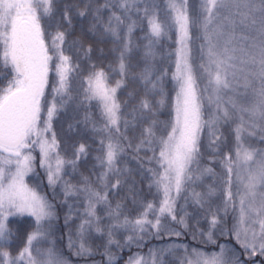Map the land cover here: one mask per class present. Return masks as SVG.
<instances>
[{
	"label": "snow or ice",
	"instance_id": "snow-or-ice-1",
	"mask_svg": "<svg viewBox=\"0 0 264 264\" xmlns=\"http://www.w3.org/2000/svg\"><path fill=\"white\" fill-rule=\"evenodd\" d=\"M157 7L154 0H105L94 11L88 5L78 9L81 17L93 11L97 22L102 9L111 10L103 31L121 43L114 49L118 52L116 67L108 66L110 71H118L120 79L110 80L109 70L92 63L91 46L85 48L79 39H70L72 6L61 7L58 0H0V264H70L50 240L54 205L39 193L38 185L30 186L26 177L35 171L33 152L37 148L40 167L46 170L48 185L53 189L62 181L65 164L75 171L77 162L88 155L90 145L78 143L70 146V160L62 158L52 130L54 116L72 99L73 73L83 75L80 87L84 100L97 102L103 127L93 124V130L101 133L96 157L102 169L97 178L100 187H93L89 177H84L79 187L63 181L66 198L82 195L86 201L76 239L68 234L69 250L87 261L95 254L88 242L94 231L106 237L103 255L107 264H116L119 252L133 245L141 247V234H151L152 229L157 236L165 231L180 236L164 219L188 228L187 212L182 207L180 215L176 209L177 198L187 193L185 203L190 197L205 210L208 221L207 231L201 233L207 239L200 243L215 245V234L219 233L232 237L242 251L226 244H219V251L211 253L183 246L180 264H264V0H198V7L190 6L189 0H166L163 20ZM133 11L138 19L147 21L146 61L154 57L152 46L161 37L174 32L177 45L175 71L171 74L175 88L172 118L168 122L153 119L135 144L129 140L127 129L133 120L155 115L156 105L148 98L149 85L151 91L159 89L158 103L164 106L162 81L168 72L163 70L154 77L149 66L140 72L144 98L133 108L132 120L126 118L117 91L130 75L128 53L137 20L128 14ZM141 11L143 17H139ZM126 19L131 22L126 24ZM193 30L200 41L196 56ZM69 52L75 53L76 59ZM80 53L87 66L79 62ZM50 73L55 77L51 100L45 96ZM157 123H163L159 136ZM72 127L69 124V129ZM144 148L153 153L149 162L155 159L159 166L148 169L153 176L148 187L154 185L162 198L159 204L138 199L133 181L128 191L133 205L139 208L138 214L130 217L122 203L113 207L109 193L118 192L128 180L124 175L128 169L118 167L121 157L129 149L138 156ZM206 155L210 163L219 160L224 170L222 184L209 185L206 192L192 188L189 193L188 188L205 175H217L213 167L201 166ZM217 194L221 203L213 206L212 197ZM99 205L107 212L106 224L97 212ZM71 207L65 216L66 225L72 219ZM230 210L231 227L227 224ZM24 217L31 218L30 230L22 247L13 251L17 233L11 224L14 218ZM120 229L126 234L123 241L117 238ZM192 235L197 238L196 232ZM257 256L261 259L256 260ZM125 264L164 261L150 249L147 258L137 253Z\"/></svg>",
	"mask_w": 264,
	"mask_h": 264
},
{
	"label": "trees",
	"instance_id": "trees-1",
	"mask_svg": "<svg viewBox=\"0 0 264 264\" xmlns=\"http://www.w3.org/2000/svg\"><path fill=\"white\" fill-rule=\"evenodd\" d=\"M115 2V0H113ZM157 4V11L159 12L160 18L166 19V0H154ZM190 6L198 7V0H189ZM61 7L64 5L72 6V29L70 33V39H79L85 48L91 46L93 49L91 53L92 63L97 64L98 66L104 67L106 70H109V65L111 64L113 68L116 67V61L118 57V52L114 49L120 45V41H115L114 38L109 34L103 31L104 25L107 23L111 10H101V19L99 22L96 21L95 15H93L94 9L98 5L105 3V0H58ZM85 5H88L89 8L93 11H89L88 14L81 17L79 16L78 9H83ZM117 14H120V9H115ZM132 20H137V27L132 33V50L128 53V60L131 65L130 75L126 78L124 86L117 91V98L121 102V111L124 113L125 117L129 120H132V110L134 107H137L140 99L144 98L145 85L140 80L139 74L143 71L146 66H149L152 70V74L155 77L160 74L163 70H167L168 75L164 77L162 81L164 100L165 104L163 107L159 105L161 96L158 94L159 89L151 91V85L149 88L148 98L156 105L157 111L154 116L146 117L145 119H139L132 121V124L127 129V136L133 144L138 143L141 137V133L144 128L148 127L151 124L152 120L155 119L158 122H168L172 118V104L175 100V88L174 81L171 79L172 72L175 71V49L177 45L175 44V33H169L166 36L161 37L153 46L152 50L155 53L154 57H149L147 61L145 60L144 53L146 51V46L149 44V33L147 21L143 19H138L137 13L135 11L129 13ZM139 17H143V12L139 13ZM131 20L126 19V24L130 23ZM115 23V21H113ZM96 25L93 29V25ZM92 29V30H90ZM121 30L126 32V27L121 25ZM196 30H193V55H198L200 41L195 39ZM171 37V38H169ZM155 39V38H152ZM69 55H72L76 59V54L69 52ZM171 54V55H170ZM79 62L87 66L88 61L83 57V53L79 54ZM110 71V70H109ZM54 73H50L49 76V86L46 89L45 96L50 100L51 93H49L50 88H52ZM83 75L77 76L76 73L72 74V79L70 81V95L72 99L68 100L65 106L60 109L55 115L58 120L52 123V130L56 133L57 142L59 144L58 152L62 158L65 160H70L72 158V149L71 145L78 143H86L90 145L88 150V155L82 157L76 165L75 171H73L70 164H65L64 171L62 173V181L59 182L55 188H51L52 191H48V181L46 180V170L40 168V156L38 148L33 152L35 156V171L30 173L29 179L34 177L36 182L40 186V193L44 194L47 199L50 200V203L54 205L55 218L51 221L53 227L51 230L50 240L54 242L55 246L62 250L65 257L70 261V264H107V258L103 255L104 244L106 243V237L96 234L94 231L89 237V244L94 250V255L88 258L85 261L83 258L77 257L73 254L72 250H69L67 247L69 232H71L73 239H76V231L78 225L81 223L80 217L84 215V210L86 207V201L82 195L78 196H69L65 197V194L60 191L63 187V181H68L71 184L81 186V182L84 177H89L93 182V187H100L97 178L102 171L101 166L96 159L99 155V139L101 133L93 130V124L97 128L103 127V119L101 117V112L97 106L96 101L91 103L84 100L83 90L80 87ZM120 79L118 71H110V80ZM131 93V95H129ZM59 99V97L57 98ZM126 102V103H125ZM87 117V119H86ZM66 120L67 129L66 131H73V133H67L66 131L59 130L58 125ZM64 123V124H65ZM69 124L73 125L69 129ZM58 126V127H57ZM163 130V123H157L156 131L157 136L161 134ZM225 132H228V126H225ZM59 134H61L59 136ZM51 135V134H49ZM70 135V136H69ZM71 137V138H69ZM158 157V151L156 153ZM153 157V153L148 151L147 148H144L140 153L135 154L131 149L124 154L118 167L128 169L125 172V176L128 177V180L120 188L118 192L109 193V199L113 205L117 202L122 203L125 206V214L130 217H135L139 205H133L132 197L129 194L128 186L135 181V189L138 193V199L154 201L159 204L160 199L162 198V193H158L156 187L153 185L149 189L148 185L152 183L153 176L152 173L148 171L151 169H158V165L155 159H152L149 162V158ZM201 166H210L214 168L216 172L215 178L221 182V176L224 175V170L221 167L219 160H216L214 163L209 162V157L206 155L201 161ZM214 177V176H213ZM187 187V186H186ZM188 188V192H190ZM187 193H182L181 197L177 198L176 209L177 213L181 214L179 211L182 203L185 201L184 196ZM67 199V203H65ZM71 205L72 210V219L69 220L68 224H65V216L69 212H64L62 206L69 207ZM191 205L189 204L187 208ZM98 214L103 216V223H107L108 216L107 212L103 205L97 207ZM194 215L188 216L186 218L187 224L192 223L194 220ZM232 218V211H229L227 217V224L230 223ZM30 217L24 218H14L11 227L14 232L17 233L16 238L12 242V250L16 251L22 247L26 233L30 230L29 223ZM164 223L169 225V228L172 230L180 231V236H170L166 231L161 232L159 236L155 233V230H151V234H141L144 235L143 241H141V247H136L133 245L131 249H125L123 252L118 253V258L116 259V264H125V261L130 255L139 253L145 258L149 255V250L152 249L157 252L158 256L162 255L164 264H180V257H183L184 250H179L176 255L171 253L172 249L169 251L168 247L173 244H179L175 250L183 248V246H188L191 248H198L206 253H210L218 249V245L221 242H224L226 245L234 246L238 252H241L242 249L239 248V245L235 244V241L232 237L218 236L216 238V244L205 245L203 243L197 242L193 239L192 232L187 228V231L183 229L182 226L171 221L169 218L164 219ZM123 229L118 231L117 238L123 241L125 236ZM161 245V247H159ZM161 248L165 252L161 254ZM174 250V249H173ZM113 251H115V246H113ZM165 253L167 255L163 256ZM174 255V256H173ZM243 259V257H241ZM256 260H260L259 256L255 257Z\"/></svg>",
	"mask_w": 264,
	"mask_h": 264
},
{
	"label": "rangeland",
	"instance_id": "rangeland-1",
	"mask_svg": "<svg viewBox=\"0 0 264 264\" xmlns=\"http://www.w3.org/2000/svg\"><path fill=\"white\" fill-rule=\"evenodd\" d=\"M54 78H55V77H54ZM53 82H54V80H53ZM53 82H52V83H53ZM51 90H52V88H50L49 93H51V95H52V91H51ZM51 98H52V97L50 96V100H51ZM56 120H58V117L56 118V116H54V118H53V120H52V123L56 122ZM65 122H67V121L64 120L61 124L58 125L59 127L57 126L59 130L66 131L65 129H67V124H68V123H65ZM64 123H65V124H64ZM66 132H67V133H70V134L73 133V131H66ZM60 135H61V134H59V136H60ZM69 136H70V135H69ZM69 138H71V137H69ZM38 151H39V149H38ZM39 156H40V153H39ZM40 168H41V167H40ZM41 169H44V168H41ZM30 175H31V174H29V176L26 177V182H28L30 186H36V185L39 186V184L36 182V180L34 179V177H32L31 179H29ZM46 180H47V177H46ZM209 185H215V186H217V187H220V186H221V185H220V182L218 181V179L215 178V176L213 177L212 175H205L201 180L196 181V182H195L194 184H192L191 187H189V188H190V189L194 188L197 192H206L207 189H208V186H209ZM47 186H48V191H52L51 187H49V185H47ZM233 188L235 189V183H234V185H233ZM38 191H39V193H40V186L38 187ZM60 191L64 193V191H63V187H61ZM190 192H191V190H190ZM190 192H189V193H190ZM40 194H41V193H40ZM41 195H44V194H41ZM47 200L50 202L49 199H47ZM212 201H213V206L220 204V203H221L220 195L217 194L216 196L212 197ZM189 204H190L191 206H190L189 208H187ZM182 207H183L184 211L187 212V216L185 217V219H186L188 216H192V217H193V214H195V215H194V220H193V222H192V223H188V227H189V229L191 230V232H192V233H193V232H196V236H197V238L194 239V240L197 241V242H200L201 239L206 240V239H207L206 236H201V233H202V232H206L207 229H208V221H207V219H206L205 210H204V209H201L198 205H195V204L192 202V200H191L190 197H189L187 203H185V201L182 203L181 208H182ZM61 208H62V210L64 209V212H69V207H64V206H62ZM181 208H180V210H179L180 212H181ZM182 214H183V213L181 212L180 215H182ZM232 215H233V213H232ZM231 224H232V218H231V221H230V223L228 224V226L231 227ZM183 229L187 231V229H185V228H183ZM176 231H178V230H176ZM179 232H180V231H179ZM170 236L175 237V235H170ZM192 236H193V235H192ZM218 236H220L219 233H216V234H215V239H216ZM234 241H235V240H234ZM220 244H225V243H224V242H221ZM207 245H210V244H207ZM174 246H176V247H174ZM178 246H181V245H179V244H173V245L169 246L168 249H172L171 253H173L174 255H176V254L178 253L179 250H181V251L184 250V248H180V249L175 250ZM159 247H161V245H159ZM194 248H195V247H194ZM173 249H174V250H173ZM161 250H163V251H161ZM161 250H160L161 254H162L163 252H165L163 248H161ZM215 251H219V248H218L217 250H215ZM212 252H213V251H212ZM210 253H211V252H210ZM165 255H167V253H165L163 256H165ZM174 255H173V256H174ZM183 255H184V253H183ZM181 258H182V257H180L179 260H181Z\"/></svg>",
	"mask_w": 264,
	"mask_h": 264
}]
</instances>
